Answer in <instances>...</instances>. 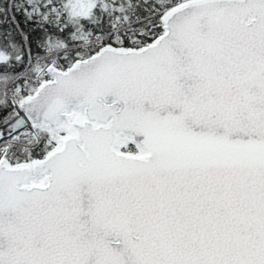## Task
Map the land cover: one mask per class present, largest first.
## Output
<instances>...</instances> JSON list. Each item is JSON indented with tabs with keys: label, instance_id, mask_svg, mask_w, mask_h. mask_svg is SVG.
I'll return each mask as SVG.
<instances>
[{
	"label": "snow or ice",
	"instance_id": "1",
	"mask_svg": "<svg viewBox=\"0 0 264 264\" xmlns=\"http://www.w3.org/2000/svg\"><path fill=\"white\" fill-rule=\"evenodd\" d=\"M0 264H264V0H0Z\"/></svg>",
	"mask_w": 264,
	"mask_h": 264
}]
</instances>
